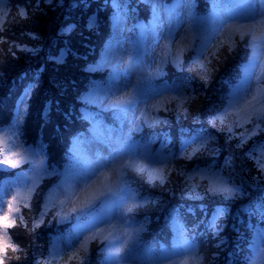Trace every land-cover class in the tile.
Returning <instances> with one entry per match:
<instances>
[{"label":"trees","instance_id":"obj_1","mask_svg":"<svg viewBox=\"0 0 264 264\" xmlns=\"http://www.w3.org/2000/svg\"><path fill=\"white\" fill-rule=\"evenodd\" d=\"M190 2L199 16H207L217 0ZM24 4L25 0H3L2 4V16L5 12L10 14L6 18L7 23L2 22L5 31L0 33L7 41L0 43V126L9 127L17 118L21 102H24L18 125L23 133L20 140L28 146L41 147L47 165L63 173L68 167L69 153H72L75 141L89 142L92 137V124L85 114L86 110L93 109L87 101L88 94L96 85H105L113 73V69L105 68L101 60L116 40L113 18L122 13L131 28L128 35L134 37L138 23L149 22L154 11L152 7L139 6L137 0H40L38 5L37 0H32L29 18L19 20L13 5ZM116 4L121 7L117 9ZM2 18L4 20L5 17ZM32 36L37 38L33 39ZM196 45L188 53L193 62H197L199 46ZM21 48L34 51H20ZM250 55L251 49L241 50L238 41L229 58L223 64H218L215 70L211 69L205 86L210 96L207 100L199 101L201 113L197 108L184 104L183 107L188 108L190 113L188 119H183L175 112L166 111L165 104L173 100L165 98L167 103H163V108L152 110L157 124L148 125L142 119L140 129L133 135L134 141H152L155 150L161 146L167 160L171 161L167 163V169L186 170L190 175L195 168L220 169L227 178L234 175L237 183L242 182L245 194L235 200H223L204 195L202 189L198 190L200 195H185L182 186L177 191H164L163 198L160 192L156 193L137 177L131 185L133 190L153 201H161L160 205L156 203L150 210H141L135 215V225H143L145 229L139 235L138 254L156 252L160 247L172 249V220L178 217L188 237L200 243L201 251L197 253V258L203 256L205 264H216L211 260V254L217 252L214 245L219 240L213 237L215 229L209 225H212L213 217L219 215L215 225L222 229L219 232V237L223 239L218 250L219 264H236L237 261L239 264L251 263L249 258L252 260L254 257L257 232L264 229V220L257 211L264 205V171L256 163L257 159L264 161V131L250 135L252 124L243 127L235 124L232 132H229V127L216 130L209 123L227 107L240 82V69L248 63L247 57ZM181 67L185 70L177 71L174 65L165 69V75L155 82L188 83L189 87L183 90L181 97L191 98L200 87H196V77L190 68L186 65ZM198 134L212 137L208 145L210 154L191 161L171 159L174 155H182L185 141ZM242 140L245 142L241 143ZM0 153L3 151L0 150ZM2 159L3 154H0ZM22 172L9 173L0 168V188L8 177ZM58 181L56 176L46 177L36 191L37 198L32 205L35 216L32 218L44 224L28 235L30 229L23 227L21 218H17V227L10 233L13 238L23 241L19 245L22 249L20 252H25L20 260L9 255L6 264H59L52 256L53 239L70 232L77 216L73 213L69 221H64L61 215H57L59 207L48 212L44 209L46 195ZM102 239L103 236H100L93 241L73 264H103V254L96 251L98 247H105L100 243ZM27 240H32L31 245ZM43 248L44 254L40 251ZM225 257L228 259L225 260Z\"/></svg>","mask_w":264,"mask_h":264},{"label":"snow or ice","instance_id":"obj_2","mask_svg":"<svg viewBox=\"0 0 264 264\" xmlns=\"http://www.w3.org/2000/svg\"><path fill=\"white\" fill-rule=\"evenodd\" d=\"M11 2V0H9ZM40 0H37V5ZM32 0H25L24 5H13L19 20H27L29 18V7ZM152 8L156 13L157 20L160 19L159 13L162 8H167L163 4V0H151ZM121 5L116 4L119 9ZM217 10L213 12L210 18L201 19L196 18L193 23L200 33L211 32L214 35L209 39L208 35H202V47L198 50L203 55L215 42L216 37L224 34L225 30L228 32V52L234 50L233 46L236 44V37L239 38V47L241 50L251 49V55L247 57L248 63L240 69V82L236 86L234 93L228 101L227 107L222 110V115L215 116L209 121L215 124L216 121L224 123L226 118L230 115L240 116L241 112L246 113L247 119L245 123L253 125V130L250 135H255L258 132L264 131L261 127L264 124V98H261L260 91L264 89V58H262L258 49L264 48V0H233L232 3L220 7L214 6ZM170 19H176L174 9H168ZM9 12L4 13L3 23H7V16ZM120 17L117 16L119 23ZM3 24L0 23V33L4 32ZM150 34L156 40L159 47L160 37L157 35L155 27L149 30ZM29 35H32L29 33ZM33 39L37 37L32 36ZM169 44L162 49V54L158 62L153 60L150 65L145 66V57L149 55L147 50L140 48L135 49V59H129V65L135 64L143 69L140 77L135 84H128L123 87L119 84L120 74L117 67L113 68L112 81L114 86H110L106 92L108 98L107 107L125 117L129 112L134 111L135 106L145 97H157L166 94V90L156 88L152 81L157 77L165 75L164 68L172 64L177 71H183L181 67L180 57H172V43L175 41V36L172 31L168 33ZM3 36H0V43H5ZM225 41L221 40L217 46L219 48L225 46ZM14 47L16 45H13ZM11 52V49L9 50ZM20 51L33 52L34 49L21 48ZM183 52V49H180ZM15 56V52H11ZM215 56V53H213ZM219 59V57H216ZM211 63V60L208 61ZM200 69H205L204 63H199ZM131 89L129 91L128 89ZM189 98L180 99L173 97L176 102V109H182L183 119L189 118L188 108L183 107L188 102ZM190 99H195L191 97ZM173 101H169L172 103ZM153 109L158 110L159 104L153 105ZM176 109L173 111L175 112ZM167 110V109H166ZM179 118V117H178ZM195 119V117H193ZM19 121H14L9 127L14 137H19L23 133L18 127ZM147 123V121H145ZM237 127H243L237 120ZM8 130L0 126V132ZM222 131L224 129H221ZM232 132V128L227 129ZM243 136V133L241 134ZM108 147L104 151L107 155L101 153H93L88 156L79 152L69 153L68 167L63 173L41 160L39 164L35 161L25 160L31 165L33 170H37L43 176H56L59 178V183L56 185V190L65 196V199L60 200V204L72 205L71 211L78 213L76 219L80 222L78 227L87 229L93 232V236L89 239H97L104 232V225H108L107 235L103 236L100 240L101 244L105 247H98L97 252L103 254L104 264H134L135 261L146 259L148 264H189L187 259L183 257L193 252L200 253V243L195 238L189 239L183 229L178 230L176 242L171 250L161 247L158 251L143 253V256L137 254L139 246V235L143 232L144 226H135V215L141 210L146 209L155 201L149 199L142 193L134 191L132 183L139 177L143 179L147 175L148 179L145 181L151 186H156V181L159 180L160 187H163L167 182V176L164 169L150 168L149 163H170L167 158L161 161L160 158L152 155L146 146L136 145L132 141L131 136L126 138L121 135L120 137L108 136ZM212 137L198 134L186 141L182 147V155L172 156V160H193L199 159L201 156L209 153L208 145ZM245 142L244 140L241 143ZM195 146V147H194ZM17 148H24V151L29 155H38L33 152L30 146L25 141L20 144L14 145ZM192 149L191 152L188 150ZM215 151V149H212ZM4 158L0 160V165L7 168H16L24 157L19 152H3ZM16 157H20L17 159ZM257 166L260 170L264 171V161L261 159L256 160ZM186 167V166H185ZM195 172L199 174V179L205 181L201 184H189L187 181L196 179L195 175H189L184 171H178L177 175L186 177L182 193L185 195H200L199 189H202L203 194L214 198L223 200H235L245 194L244 186L237 183L235 176L228 178L224 177L221 173L209 168L206 172L195 168ZM171 175V172L168 173ZM16 202V197L13 196L11 202L8 204V214L0 218V223L3 224L5 229L13 228L16 226V221L11 219L12 213L19 212V208L13 209L12 205ZM264 220V205L257 209ZM59 215V213H57ZM117 221V223H113ZM39 227V224L36 225ZM27 227V225H25ZM214 228L212 235L219 240L214 245L217 252L211 254V260L219 264L218 250L223 244V239L219 237L221 228L215 225H209ZM99 229V231H96ZM264 241V234L260 236ZM119 241L117 244L116 242ZM259 256L258 261H252L251 264H264V247L256 246ZM22 249L19 245L9 242L8 239L0 242V264H6L9 258V251L18 253ZM19 260L20 257L16 256ZM228 258L225 257V260ZM203 260V256H201ZM39 264V262H37ZM239 264V261L236 262Z\"/></svg>","mask_w":264,"mask_h":264},{"label":"rangeland","instance_id":"obj_3","mask_svg":"<svg viewBox=\"0 0 264 264\" xmlns=\"http://www.w3.org/2000/svg\"><path fill=\"white\" fill-rule=\"evenodd\" d=\"M232 2L233 0H217L215 5H219L220 7H223ZM2 4H3V0H0V23L3 22L2 17H4L2 16L4 9ZM137 4L143 7L145 6L152 7L151 0H137ZM163 4L167 5V8L161 9L159 13L160 19L157 20L156 13H154L152 19L150 18L149 20L150 23L144 21L139 22L134 37H129L128 35L129 31H131V28L129 27V23L127 19L122 15V13H118L120 17L119 23L117 21L118 14L114 18V31L116 34V40L108 48V50H106L105 54L103 55V58L101 59L103 62L102 65L105 68H111V69L117 67L118 72L121 73L119 77V84L121 87L128 84H135L143 71L141 67H138L135 64H132L131 66L129 65V59L130 58L133 60L135 59L134 56L135 49L140 48L148 51L149 55L145 57V66L150 65L153 62V60H156L158 62L159 57L162 54V49H164L165 46L169 44L168 33L169 30H171L173 35L176 37L175 41L171 45L172 47L171 58L175 59L176 56L179 55L180 62L182 63L181 65H186L188 68H190L191 72L196 77L195 79L197 85L196 87H200L197 89L198 93L193 94L195 99L189 98L188 102L185 103V105L194 109L197 108V110H199L198 112L201 113L202 108L199 105V101H201L202 99L207 100L209 99L210 96L209 90L205 86H207L206 84L208 83L207 80L211 75L210 74L211 69L215 70V67H217L218 64L219 65L223 64L230 56V52H228L227 50L228 42H229L228 32L227 30H225L224 34L217 36L215 42L212 43L211 47L203 55H201L200 52L198 51V55L196 56L197 62H193L192 61L193 59L191 57H188L189 51L193 49L196 43L198 44L196 45V47L199 46L197 50H199L202 47V39H201L202 35H208L209 39H211V36L214 35V33L211 32H206V33L198 32L193 21L196 18H201V19L210 18L213 12L216 11L217 9L214 7L209 15L199 16L196 13L195 7L194 5H192L190 0H163ZM168 9L175 10L176 17L180 21L179 23L176 22V19H170ZM135 18H133V20ZM153 27H155L157 35L160 37L159 47L157 46L156 40H154V38L152 37L149 31ZM221 40H224L226 42L225 46L219 48V51H216L217 46L219 45ZM238 41L239 38L236 37V43ZM235 47L236 44L233 46V48ZM180 49H183V52H181ZM213 53H215V56L213 55ZM258 53L262 58H264V48L258 49ZM216 57H219V59H217ZM209 60H211V63H208ZM199 63H204L205 69H200ZM171 66L172 64L167 65L164 68V70L167 68L168 69L171 68ZM112 76L113 73L111 74L109 81L106 82L105 85L104 84L97 85L88 94L87 101L89 102L90 106L93 109L86 110L85 114L88 120L92 124L91 130L93 132V136L91 137L88 143L82 140H76L73 145V152L83 153L88 156L93 155V153H101L106 156L107 152H105L104 149L105 147L109 146L107 140L108 136L120 137L121 135H123L126 138L127 136L130 135L132 141H134L133 135L135 134V131H138L140 129L142 119H145L148 125L157 124V122H155L156 118L152 116L153 105L159 104V107L163 108V103H167L165 101L166 100L165 98H167L168 100L169 99L173 100L172 97L175 96L184 99L181 97V94H184L183 90L185 91V88L189 87L188 83L185 82H183V84L178 83V85H176V82H168L170 84L158 83L155 82L157 79H159V77H157L152 81L153 85L160 90L167 89L168 91H166V94L157 97H145L135 106L134 111L129 112L125 117H122L120 114L116 113L115 111L113 112V110H109L107 107L108 98L106 96V92L110 86H114L112 81ZM164 80L166 79H162L161 81ZM128 90L131 91L130 88ZM259 95L261 96V98H264V89L260 91ZM165 105L167 108L166 111L168 112L169 111L174 112L173 110L176 109V103H167ZM24 106L25 103L22 102L17 112L18 116L15 121L18 120L20 122L22 107L24 108ZM172 106H175V108H173ZM175 113L176 116H183L182 109H176ZM222 114L223 112H221L219 115ZM234 118L236 119V121ZM246 119H247L246 113L241 112L239 117H236L235 115L228 116L223 124H221L220 121H216V123L213 125L212 128H214V126L216 130H219V128H223V127L233 128L237 120L242 125L249 124V123H245ZM261 127H264V124H262ZM7 129L8 130L6 131L0 132V150H2L3 152H11V151L19 152L21 156L24 157V160H22V162L16 168L9 169L6 166L0 165L2 171L5 172L10 173V172H18L19 170L23 171L20 174H15L12 177H8L6 181L2 183V186L0 188V218L8 214V204L11 202L13 196L16 197V202L12 205V207L13 209L19 208V212L14 211L10 217L11 219H14L16 221L15 227L5 229L3 227V224L0 223V242L4 241L5 239H8L9 242L16 244V240H17V245H20L22 244L23 241H20L17 238L16 239L13 238L11 236L10 231L11 230L14 231V229L17 227L18 217L21 218V223L24 224L23 227L27 225V227L25 228L30 229V231H27V233L29 232L28 235L32 233V230L34 228H37L36 226L37 224H39V226L41 224H44L40 220L38 221V219L36 220L35 218H32L35 216V213H32L33 212L32 205L35 199L37 198L36 196L37 188L40 186L41 183H43L44 178L48 177V176H43L37 170H33L31 165L24 161L32 160L35 161L36 164H39V162L43 160L47 164V160L44 152L42 151V148L39 146L36 147L30 146L33 152L38 155H29L24 151V148L14 147V145H18L21 143L20 136L18 138L14 137L10 127H7ZM134 142L136 145L146 146L148 151L152 155L160 158L161 161H165V158H167V156L163 153L161 149L155 150L153 144L149 141L145 142L141 139L138 140L135 139ZM262 149L264 154V147ZM16 158L19 159L20 157H16ZM144 162L149 163L150 168L154 167L158 169H164L165 175L167 176V182L164 184L163 187H160L159 180L156 181L155 187L146 183L145 181H147L148 179L147 175H145L143 179H140L138 177L140 181L146 183V185L151 187V189L155 190L156 193L160 192L161 197L164 198L165 195L164 191H169L171 189L177 191L180 190L182 186H184L186 177L178 176L177 172L184 171L188 173L186 170H174V169L169 170L170 168L167 169L166 162H161V163H150L148 161H144ZM25 165L27 167L26 170L24 171ZM199 169L204 172L208 170L206 168H199ZM214 171L219 172L224 177H226L220 169H216ZM169 172H171V175H168ZM188 174L190 175V173ZM192 175H195L196 179L187 181L189 184L205 183V181L199 179V174H197L196 172H193ZM56 185L47 193L46 195L47 203L44 209L46 210V212H48L54 207H59V215H61L60 217L63 218L64 221H69L70 216L73 214V212L71 211L72 205L65 204L62 206L60 204V200L65 199V196L56 190ZM156 203L160 205L161 201H155L154 204L150 205L143 211L150 210ZM27 210L31 214L30 217ZM74 214L78 216V213H74ZM218 218L219 215L213 217L212 225H216ZM172 222H173L172 228L174 232L173 236L175 239L174 241L175 244L178 230L183 229L185 233L186 231L183 227V223L180 220V218L175 217L173 218ZM79 223L80 222L77 220L76 223H74V225L70 228V232L55 236L53 239L52 256L56 260H58L59 264H73L76 261V259L82 254V252L86 249H89L90 246L93 244L92 242L96 240V239L94 240L89 239V237L93 236V232L78 227ZM113 223L118 224L117 221H113ZM103 227L105 228V232L101 236L107 235V229L109 226L104 225ZM96 231H99V229H96ZM262 234H264V229H259L257 232V240L254 247V257L252 261L259 260L256 246L264 247V241L260 239V236ZM30 237L32 238V236ZM26 242L27 243L29 242L28 244L31 245L32 240L31 241L27 240ZM116 243L118 244L119 241H117ZM40 251L42 252V254H44L43 252L44 248L41 249ZM24 252H18L16 254H13L11 251H9V255H11V258L13 257V259L16 260V256H19L21 258ZM145 252L151 253L149 251H145ZM145 252H142L140 254L137 253V254L143 256V253ZM183 258L187 259L189 261V264H205V259L201 260L200 257L197 258V253L195 252L186 255ZM134 264H148V261L146 259H141L140 261H135Z\"/></svg>","mask_w":264,"mask_h":264}]
</instances>
